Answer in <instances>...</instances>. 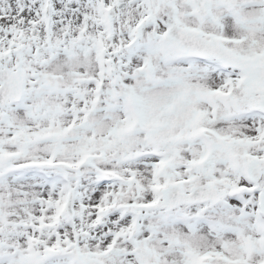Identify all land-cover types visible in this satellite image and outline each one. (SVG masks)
<instances>
[{
	"label": "snow or ice",
	"instance_id": "6c2138e0",
	"mask_svg": "<svg viewBox=\"0 0 264 264\" xmlns=\"http://www.w3.org/2000/svg\"><path fill=\"white\" fill-rule=\"evenodd\" d=\"M0 264H264V0H0Z\"/></svg>",
	"mask_w": 264,
	"mask_h": 264
}]
</instances>
